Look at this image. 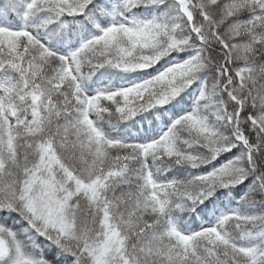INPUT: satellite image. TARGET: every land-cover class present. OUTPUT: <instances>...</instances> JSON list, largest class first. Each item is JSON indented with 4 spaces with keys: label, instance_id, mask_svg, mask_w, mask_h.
Masks as SVG:
<instances>
[{
    "label": "snow or ice",
    "instance_id": "1",
    "mask_svg": "<svg viewBox=\"0 0 264 264\" xmlns=\"http://www.w3.org/2000/svg\"><path fill=\"white\" fill-rule=\"evenodd\" d=\"M0 264H264V0H0Z\"/></svg>",
    "mask_w": 264,
    "mask_h": 264
}]
</instances>
